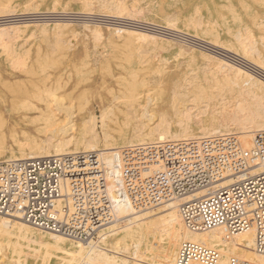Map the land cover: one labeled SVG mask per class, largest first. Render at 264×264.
Returning <instances> with one entry per match:
<instances>
[{"label": "bare ground", "instance_id": "bare-ground-1", "mask_svg": "<svg viewBox=\"0 0 264 264\" xmlns=\"http://www.w3.org/2000/svg\"><path fill=\"white\" fill-rule=\"evenodd\" d=\"M252 2L253 12L251 14V23L254 28L250 30L251 35L250 38H248L249 43H246L245 38L241 39L244 35L235 28L236 32H233L232 36L234 35L238 41L240 40L238 45L241 46L240 49L242 50L240 52L242 54H238L234 51L230 54L237 59L248 61L246 63H249L250 60L248 59H251V55L261 57V59H256V62H252V58L250 62L254 67L256 66L260 70L262 69L263 72L264 56L261 55L259 45L261 42H263L261 45H264V0H252ZM122 6H124V4ZM231 6V4L224 5L227 10H231ZM226 31L229 32L230 29L226 27ZM248 32L247 30V33ZM0 43L3 44V42ZM57 45H55L56 48ZM100 45L102 46V43ZM129 45L131 44L129 43ZM219 45H221V43ZM121 46L120 48L122 49L123 46L127 48L128 44L126 47L125 45ZM246 46H248V48H246ZM4 47L6 46L4 45ZM58 48H60V46ZM130 49H127L125 53L128 54L129 51H133ZM262 49H264V47ZM9 50H13L14 54L17 52L12 48H9ZM26 50L29 49H25V52ZM37 50L36 52H40ZM5 51L6 50H4V52ZM11 51H8V55ZM0 52L3 53V51ZM119 53H121V51ZM24 54L26 53H23V56H26ZM120 55L123 56V54ZM36 56H38L37 53ZM14 57L15 59L18 58L16 55ZM142 57L143 56H141L140 60L138 59V61L134 62L131 57L126 55L124 61L129 68L117 77H114L115 75L110 73L111 77H114V81L118 85V90H114L113 88L108 90L110 100L108 106L101 111L99 117L100 131L97 130V117L92 110L87 109L84 116L80 115L81 111L90 103L85 90L76 95L80 85L79 83L89 78L83 76V74H85L82 70L83 65H78L76 63L71 64L70 62L67 66H62L61 70L58 72L60 74L57 77H52V72L47 71V64H44L43 69L41 68L40 71H32L30 68L21 70L29 76L30 82L28 84H24L22 81L14 85L3 83L8 91L9 98L7 100L0 98V160L58 157L67 154L99 151L100 155H102L101 159L106 166L107 189L108 192L113 195L116 187L115 183L119 176L118 162L122 149L132 146L189 141L215 135H224L225 133L222 132L221 129L233 126V122H222V119H224L222 110L225 109L224 105H228L227 102L229 100L227 101L226 99L229 97L228 95L225 96L226 92L222 90L224 86L222 85V87L219 85L221 80L220 77H218L219 75H216L217 72H208V75L202 78L204 82H197L193 78L192 81L195 82L194 85L192 84L193 88L191 86L192 81L188 82L189 79L186 80L187 78L183 79L182 82L177 81L167 84L168 81L166 83L164 82L165 77L159 76L158 78H151L153 75L152 72L141 70L142 68H134L133 63H142L144 58ZM21 59H23V57H21ZM51 59L48 65L53 63V60L55 61L54 58ZM19 60L20 58L17 59V61ZM22 61L21 63H24V61ZM147 61L142 64H145ZM8 62L11 63L14 61L8 60ZM221 62V60H216L215 64H218L217 66L219 67V65L223 64ZM35 63H37V61H35ZM228 64L230 63L228 62ZM13 65H18V63H13ZM13 65L12 68L15 67ZM22 65L23 64L20 66ZM119 66H121V64H119ZM227 66L225 67L227 68ZM234 66L231 67L233 69H230L235 73L236 78H240L246 84H249L244 85L245 88L251 85L258 90H256L258 93L257 95L261 94L260 90L264 89V80L257 79L249 71L246 72L245 68V70H243L242 67L236 68ZM21 68L23 67H20V69ZM153 71L156 70L153 69ZM227 71L229 73L231 72L229 70ZM227 71L225 70V72ZM192 72L190 74H192ZM225 72L223 73L224 75H226ZM229 75L227 74L226 76ZM229 77L231 81L232 75ZM32 79H34V81H32ZM152 80H155L154 83L158 82V90H166L169 96L166 105L167 108L160 106L162 108L156 110V108L151 107L153 104L151 102H153L154 99L150 87ZM71 81L74 82V84H71ZM234 81L235 80H233V82ZM236 82L237 80L234 83ZM234 83L233 85H235ZM241 83L240 81V84ZM221 84H225V79L224 83ZM240 84L238 83L237 86H241ZM220 87L222 88L220 89ZM233 88H231L232 91ZM245 88L241 86V89L245 90ZM68 89H70L69 92H67ZM239 91L241 92V90ZM250 91L252 90H249V92ZM156 93L158 94V91ZM229 93L230 91L228 94ZM75 95L76 99H73ZM158 95H161V93ZM120 99H122L121 102L125 110L120 109L116 104V101ZM7 106H9L8 113H10V115H18L21 123L35 125L37 135L34 136L26 131H21L20 134L23 140L19 141L15 127H11L9 136L16 146V151H10L4 156L3 146L6 136L5 126L7 125L4 113ZM114 108H118L119 112L124 116L122 123L119 122L118 116L109 118ZM236 111H238V109ZM254 112H256L254 116H243V119L240 117L241 120L236 118V122L237 120L241 122L239 123L238 121L239 124L235 123L237 125L233 126L234 129H238L239 131L241 129L243 137L241 140H243V142L241 141L242 143H239L242 150H245L244 147L252 146V135L254 132L264 130V108L262 107L258 111L255 108ZM195 116L200 117V124L194 121ZM225 118L228 119L226 116ZM109 122H111L114 127L111 126ZM100 142L102 143L101 146H99ZM263 171L264 161H261L255 163V165L251 167L250 174H257ZM230 182H232V180H224L216 187L225 186ZM205 191L206 190H202L198 193L166 201L161 205V207H164V209L162 208L163 212L158 214H156L155 211L153 212L154 209L134 211L126 203L117 200L112 206L116 218L115 221L112 224L100 228L94 239L85 243L72 241L64 236L40 230L39 228L25 223L18 217L0 215V249L2 251L0 255V264H20L19 257L24 252L22 246L26 245L31 248L32 243L33 245H38V247H34V250H39L40 246H43L42 248L43 250L45 249L46 252L47 250L51 251L48 252V255H46L47 253H43L41 258L42 264L49 259L47 257H50V253L54 254L55 262L48 264H127L131 258L132 264H174L178 246L184 240L203 243L219 249L223 261L229 256H235L252 262L253 264H264V256L254 251V235L252 231L237 234L226 241L223 238V229L221 227L202 232L191 231L185 227L178 213L179 204L200 196L205 193ZM44 232H47L48 235L44 234ZM46 237L47 239H44ZM67 240L71 242L67 243ZM36 252L37 254H32V256L37 257L39 253L38 251ZM22 264H24V260Z\"/></svg>", "mask_w": 264, "mask_h": 264}, {"label": "rangeland", "instance_id": "rangeland-1", "mask_svg": "<svg viewBox=\"0 0 264 264\" xmlns=\"http://www.w3.org/2000/svg\"><path fill=\"white\" fill-rule=\"evenodd\" d=\"M123 4L124 6H122ZM225 4H231L232 11L230 9L227 10V8L224 7ZM252 4V0H0V42H3V44L5 43L4 45L6 46L4 47V45L0 43L2 44L0 45V51H3V53L0 52V98L6 100L9 98L8 91L3 83L14 85L16 83H21L20 81L24 84L30 82L29 76L26 75L27 73L25 74V72L21 70L30 68L32 71H40L41 68L43 69L44 64H47L46 70L52 72V77H57L60 74L58 72L61 70L62 66H67L70 62L71 64L76 63L78 65H83L82 70L85 73L83 76L89 78L79 83L80 85L76 95L85 90L90 103L81 111L80 115L84 116L87 109L92 110L97 117V130L100 131L99 117L101 111L106 109L110 100L108 90L111 88L118 90V85L114 81V77H117L129 68L124 61V57L127 55L136 62L143 56L142 63L148 61L145 64L133 63L134 68H142L141 70L152 72L153 75L151 78H158L159 76L165 77L164 82L166 83L168 81L167 84L177 81L182 82L183 79L186 78V80L189 79L188 82H191L193 78L197 82H204L202 78L207 76L208 72H217L216 75H219L218 77H220L221 81H219L221 83H224L225 79V84L220 83L219 85L224 86H222L223 88L220 87V89L222 88V90L226 92L225 96L228 95L229 97L226 100L230 101H226L228 105H224L225 109L222 110L225 119H222V122H233V126H236L241 122L239 121L241 120L240 117H247V115H249V117L254 116L256 113L254 112L255 108L257 111L262 107L264 108V89L260 90L261 94L257 95L258 90L255 87L250 85V89L247 86L245 88L244 85L249 84H246L240 78H238V80L235 73L231 71V69H233L231 67L234 65L236 68L242 67L243 70L246 69V72L249 71L247 68L236 63L239 59L233 57L230 53L234 51L238 54H242L240 52L242 50L240 49L241 46L238 45L240 40L238 41L234 35L232 36V33L236 32V29L244 35L241 39L245 38L246 43H249L248 38H250L251 35L250 30L254 28L251 23V14L253 12ZM226 27L230 29L229 32L226 31ZM247 30L249 31L248 33ZM101 43L102 46L100 45ZM129 43L131 45H129ZM218 43H221L225 48ZM261 44H263V42H261ZM55 45H57V48ZM121 45H125L127 48L123 46L122 49L120 48ZM260 45L261 55L264 56V49H262L264 45ZM59 46L60 48H58ZM7 47L8 51H11L9 48H12L17 52L14 54L12 50L10 53L13 55L9 53V56ZM130 48L133 51L131 52L128 50L129 53L126 54L125 52ZM246 48H248V46H246ZM25 49L29 50L25 52ZM4 50H6V53ZM36 50L40 52H36ZM120 51L121 53H119ZM35 52L38 56H36ZM23 53H26L24 54L26 56H23ZM120 54H123L124 57ZM15 55L18 57H16L17 59L20 58V63L15 59ZM21 57H23V59H21ZM250 57L254 60H252V62H256V59H261V57L257 56V58L255 55H251ZM51 58H54L55 61L53 60V63L48 65ZM251 59L248 60L251 61ZM8 60L14 62L10 63ZM22 60L25 64L21 63ZM216 60H221L223 64L218 67V64H215ZM35 61H37L38 64L35 63ZM244 61L248 62L246 60ZM250 61L248 64L252 65ZM228 62L230 64H228ZM13 63H18V65H13ZM19 64H23L25 67ZM119 64H121V66H119ZM12 65L15 66V69L12 68ZM19 66L23 68L20 69ZM225 66H227V68ZM153 69L157 72L153 71ZM225 70L231 72L229 73L227 71V73ZM221 71H224L226 75L230 74L229 76H234L233 80H237V82L234 83L235 81L233 82L232 77L230 81V77L224 75V72ZM191 72L193 75L190 74ZM110 73L115 76L111 77ZM220 73L223 74L225 78ZM256 78L260 79L258 77ZM32 81H34V79H32ZM154 81L155 80H152L150 83L151 92L154 96L151 107L156 108V110H160L162 108L160 106L167 108L166 105L169 96L165 89L158 90V82L154 83ZM240 81L242 82L241 84ZM193 82L194 81L191 82L192 88L195 84V82ZM232 82L236 86L233 85ZM238 83L244 87L245 90L241 89V86H237ZM71 84H74V82ZM231 88H233V91ZM227 89L228 92L230 91V96ZM239 90H241V92ZM249 90L252 91L249 92ZM69 91L70 89L67 90V92ZM157 91L158 94L161 93V95H158L156 93ZM76 95L73 99H76ZM121 100L122 99L117 100L116 104L120 109L125 110ZM8 108L9 106L5 108L4 113L7 120V125L5 126L6 136L3 146L4 156L10 151H16V146L9 136L11 127H15L19 141L23 140L20 134L21 131H26L34 136L37 135L35 125L21 123L18 115H10V113H8ZM237 109L238 111H236ZM115 116H118L120 123L123 122L124 116L119 112L118 108L113 109L109 118H115ZM225 116L228 119H226ZM236 118L239 119L237 122ZM194 121L200 124V117L195 116ZM109 124L114 127L111 122H109ZM233 126L223 128L221 131L224 133L232 132L236 134L239 142L242 143L243 140H241V138L243 137L241 129L239 131L238 129H234ZM101 145L102 143L100 142L99 146ZM248 147L250 148L251 146ZM248 147H244V149L248 150ZM161 205H163V203L150 209H154L153 212L155 211L156 214L162 213L164 207H161ZM44 234L48 235L47 232H44ZM44 239H47V237ZM69 242L71 241L67 240V243ZM22 247L24 252L19 257L20 264L23 263V260L24 264H38L40 262V264H42L41 258L43 253H47L46 255H48V252H51L49 250L46 252L45 249L44 251L42 248L43 246H40L39 250H34V247H38V245H33V243L31 248L26 245ZM36 251H38L39 255H37V257L32 256V254H37ZM1 253L2 251L0 249V255ZM47 258H49L47 259L48 261H44L43 264L55 262L53 253H50V257L48 256ZM131 261L132 258L127 264H132Z\"/></svg>", "mask_w": 264, "mask_h": 264}, {"label": "built area", "instance_id": "built-area-1", "mask_svg": "<svg viewBox=\"0 0 264 264\" xmlns=\"http://www.w3.org/2000/svg\"><path fill=\"white\" fill-rule=\"evenodd\" d=\"M234 61L233 59H231ZM254 76L264 71L237 60ZM264 161V130L242 150L236 134L124 148L113 195L106 166L97 151L58 157L0 160V215L18 217L43 231L76 242H89L115 221L113 203L134 211L206 190L182 202L179 216L191 231L221 227L228 241L252 231L254 251L264 256V171L250 174ZM232 180L216 187L224 180ZM174 264H253L235 256L223 261L219 249L184 240Z\"/></svg>", "mask_w": 264, "mask_h": 264}]
</instances>
